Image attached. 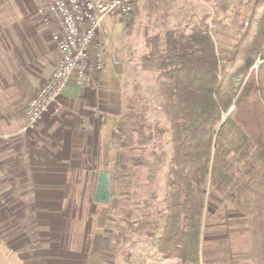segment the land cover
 <instances>
[{"label": "rangeland", "instance_id": "374dc122", "mask_svg": "<svg viewBox=\"0 0 264 264\" xmlns=\"http://www.w3.org/2000/svg\"><path fill=\"white\" fill-rule=\"evenodd\" d=\"M252 1L136 0L132 16L125 19L131 23L126 36L124 23L118 20L113 33L120 42L131 39L132 47L131 59L124 66L127 83L124 109L118 119L110 118L102 129V152L96 149L88 166L69 176L65 210L71 245L80 252V259L91 263V254L96 253L93 258L97 263L93 264H193L176 257L167 258L158 251L162 227L157 226L163 225L160 210L165 206L162 201L167 169L162 164L165 156L161 154L165 152L167 158L172 142L169 125L157 105L154 60L162 49L166 30L177 26L190 30L202 20L211 22L214 34L219 31L217 39L230 48L241 31L233 23L236 12L249 10ZM11 6L8 0H0V19L12 16ZM242 17L238 22H242ZM101 171L111 172L114 178L112 199L109 204L94 206ZM231 191L209 192L204 225L211 229L205 232L202 248L205 256L199 264H264V178L257 175L250 179L249 190L232 199ZM3 217L0 250L20 246L16 241L22 240L23 232L32 241L38 238L35 220ZM54 253L48 251L49 255ZM12 263L25 264L17 258Z\"/></svg>", "mask_w": 264, "mask_h": 264}, {"label": "trees", "instance_id": "16d2710c", "mask_svg": "<svg viewBox=\"0 0 264 264\" xmlns=\"http://www.w3.org/2000/svg\"><path fill=\"white\" fill-rule=\"evenodd\" d=\"M249 4L236 12L241 31L230 48L205 20L162 35L157 105L172 146L167 158L161 154L167 169L157 228L158 251L167 258L199 264L205 256L210 190H232V199L249 190L250 179L264 178V0Z\"/></svg>", "mask_w": 264, "mask_h": 264}, {"label": "crops", "instance_id": "0c3cea01", "mask_svg": "<svg viewBox=\"0 0 264 264\" xmlns=\"http://www.w3.org/2000/svg\"><path fill=\"white\" fill-rule=\"evenodd\" d=\"M41 2L8 0L14 15L0 19V218L35 220L38 235L32 241L23 232L22 242L16 241L21 247L0 250V264H13L15 258L25 264H93L95 250L89 263L71 245L65 210L69 176L88 166L96 149L102 152V129L124 109L131 39L120 42L113 31L119 20L126 36L131 23L119 16L106 19L107 36L98 37L107 54L102 76L86 87L72 77L61 96V112L47 113L25 130L24 107L58 61L54 24L37 15Z\"/></svg>", "mask_w": 264, "mask_h": 264}, {"label": "built area", "instance_id": "2783aa9c", "mask_svg": "<svg viewBox=\"0 0 264 264\" xmlns=\"http://www.w3.org/2000/svg\"><path fill=\"white\" fill-rule=\"evenodd\" d=\"M135 1L42 0L38 14L45 24H54L56 28L52 38L58 61L51 76L25 106V130L35 128L47 113L61 112L64 107L61 96L72 77L86 87L102 76L107 54L99 34L107 36L108 17L132 16Z\"/></svg>", "mask_w": 264, "mask_h": 264}, {"label": "water", "instance_id": "95a60500", "mask_svg": "<svg viewBox=\"0 0 264 264\" xmlns=\"http://www.w3.org/2000/svg\"><path fill=\"white\" fill-rule=\"evenodd\" d=\"M112 199V174L109 171H101L98 174L94 201L100 204H109Z\"/></svg>", "mask_w": 264, "mask_h": 264}]
</instances>
